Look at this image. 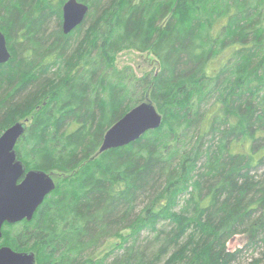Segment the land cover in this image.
Segmentation results:
<instances>
[{
	"label": "trees",
	"instance_id": "16d2710c",
	"mask_svg": "<svg viewBox=\"0 0 264 264\" xmlns=\"http://www.w3.org/2000/svg\"><path fill=\"white\" fill-rule=\"evenodd\" d=\"M66 1L0 0L11 53L0 136L27 121L19 158L57 175L32 220L3 226L0 247L36 264H232L264 242V0H78L89 11L68 34ZM129 49L151 51L159 70L118 68ZM145 101L161 126L100 152Z\"/></svg>",
	"mask_w": 264,
	"mask_h": 264
},
{
	"label": "water",
	"instance_id": "95a60500",
	"mask_svg": "<svg viewBox=\"0 0 264 264\" xmlns=\"http://www.w3.org/2000/svg\"><path fill=\"white\" fill-rule=\"evenodd\" d=\"M89 7L78 0H67L62 6L63 30L72 32L83 23ZM11 58L6 35L1 30L0 65ZM163 117L157 108L145 101L128 111L104 136L100 152L120 148L139 140L146 132L158 129ZM27 121L15 123L0 136V239L5 224L32 220L39 206L55 190L53 176L43 170H27L19 159L16 145L27 129ZM34 252L0 248V264H36Z\"/></svg>",
	"mask_w": 264,
	"mask_h": 264
},
{
	"label": "rangeland",
	"instance_id": "374dc122",
	"mask_svg": "<svg viewBox=\"0 0 264 264\" xmlns=\"http://www.w3.org/2000/svg\"><path fill=\"white\" fill-rule=\"evenodd\" d=\"M114 63L118 68H123L126 66H130L134 72L138 76H142L150 71H157L160 68V63L158 59L153 55L151 51L139 52L137 50H124L119 53L115 59ZM56 174V173H55ZM57 176V175H55ZM129 230H125L122 232L120 236L110 238L106 241L102 248H100L91 259H96L100 255H103L110 249H112L120 240L121 236L128 233ZM255 230H251V232L239 233L235 235L228 242V249L230 251H234L244 247V243L255 236ZM262 238V236L260 237ZM7 246V245H4ZM3 247V246H2ZM10 247V246H8ZM30 252V251H23ZM264 253V242L260 240L253 246L245 247L242 252L238 255L237 260L232 264H250L255 259H260L262 254Z\"/></svg>",
	"mask_w": 264,
	"mask_h": 264
},
{
	"label": "flooded vegetation",
	"instance_id": "af4514ba",
	"mask_svg": "<svg viewBox=\"0 0 264 264\" xmlns=\"http://www.w3.org/2000/svg\"><path fill=\"white\" fill-rule=\"evenodd\" d=\"M20 159V158H19ZM21 160V159H20ZM27 167V166H26ZM27 170H28V168H27ZM31 170V169H30ZM33 170H40V169H33ZM44 171V170H43ZM47 172V171H46ZM48 173H50L52 176H53V179H54V181H55V183H56V176H55V173L54 172H48Z\"/></svg>",
	"mask_w": 264,
	"mask_h": 264
},
{
	"label": "bare ground",
	"instance_id": "6f19581e",
	"mask_svg": "<svg viewBox=\"0 0 264 264\" xmlns=\"http://www.w3.org/2000/svg\"><path fill=\"white\" fill-rule=\"evenodd\" d=\"M83 3V2H82ZM88 6V5H87ZM89 7V6H88ZM1 248V247H0Z\"/></svg>",
	"mask_w": 264,
	"mask_h": 264
}]
</instances>
